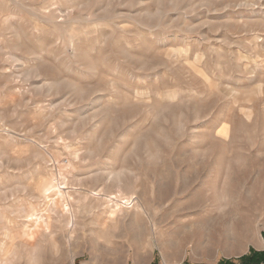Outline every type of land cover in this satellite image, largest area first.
I'll list each match as a JSON object with an SVG mask.
<instances>
[{"label": "rangeland", "instance_id": "obj_1", "mask_svg": "<svg viewBox=\"0 0 264 264\" xmlns=\"http://www.w3.org/2000/svg\"><path fill=\"white\" fill-rule=\"evenodd\" d=\"M252 251L264 0H0V264Z\"/></svg>", "mask_w": 264, "mask_h": 264}, {"label": "trees", "instance_id": "obj_2", "mask_svg": "<svg viewBox=\"0 0 264 264\" xmlns=\"http://www.w3.org/2000/svg\"><path fill=\"white\" fill-rule=\"evenodd\" d=\"M264 259V252L252 251L250 255L243 257L241 261L242 264H258ZM219 264H234V262L229 260H221Z\"/></svg>", "mask_w": 264, "mask_h": 264}, {"label": "bare ground", "instance_id": "obj_3", "mask_svg": "<svg viewBox=\"0 0 264 264\" xmlns=\"http://www.w3.org/2000/svg\"><path fill=\"white\" fill-rule=\"evenodd\" d=\"M51 187H52V186H49V187H48V186H45V187H43L42 190H43V191H48L49 189H51ZM53 190H54V192H56V194H58V198H59V197H61V198L63 197V193L61 192L60 189H57V188H56V189H53ZM53 190H52V191H53ZM48 193H49V192H48ZM55 196H56V195H55ZM54 204H57V200H56V199H55V201H54ZM128 207H129V206H128ZM128 207H126V208H128ZM38 221H39V220H38ZM39 222H40V221H39Z\"/></svg>", "mask_w": 264, "mask_h": 264}]
</instances>
